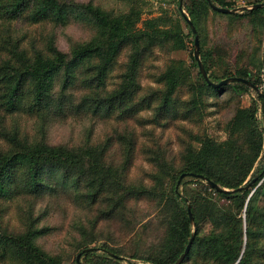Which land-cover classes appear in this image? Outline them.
<instances>
[{
    "label": "trees",
    "instance_id": "1",
    "mask_svg": "<svg viewBox=\"0 0 264 264\" xmlns=\"http://www.w3.org/2000/svg\"><path fill=\"white\" fill-rule=\"evenodd\" d=\"M126 1L128 9L117 13L92 2L0 0V264H64L71 259V254H53L40 244L43 237H57L64 231L62 226L42 225L41 219L34 217L35 209L43 203L53 211L67 204L95 211L96 219L89 227L78 224L72 228L73 255L77 259L85 250L95 248L100 251L83 254L87 264H122L128 256L103 242L96 228L100 220L122 219L135 230L149 218L139 209L142 202L153 205L155 212L159 210L164 239L161 247L128 258L176 264L192 236L186 200L191 204L196 237L182 264H264V127L258 118L259 104L264 108V61L254 58L250 63L255 69L237 65L235 74L226 69L216 76L211 71V54L204 50L200 37L203 24L213 14L230 21H249L256 42L261 43L264 0L248 4H262V8L241 14L220 13L206 0L183 4L196 27L210 80L219 83L242 78L257 90L242 83L213 88L200 71L193 76L184 62L171 59L155 78L160 91L147 94L138 84L146 62L158 52L188 49L195 36L179 9L188 34L179 20L163 15L144 19V1ZM211 3L219 8L238 7L230 0ZM78 21L92 28L93 36L70 41L66 49L60 47L55 33L37 48L29 35L19 31L21 26L49 24L66 28ZM193 66L199 69L195 58ZM228 90L238 95L253 93L257 99L250 107L236 110L224 127L225 140L190 129L175 167L162 163L158 169L151 159L157 170L148 175L149 184L142 180L129 183L135 144H130L121 162L113 154L110 140L78 147L53 145L45 133L44 126L58 119L92 115L98 122H112L135 119L144 111L151 114L139 116L143 124L160 125L170 119L196 123L204 120L209 96L220 97ZM25 117L41 123L40 135H28L21 124ZM183 174L202 176L229 191L248 188L223 193L188 176L182 182L184 196H180L176 186ZM166 198L171 207L166 206ZM12 211L22 214L19 232L3 226L4 217ZM153 222L150 219L147 225ZM138 239L143 244L144 238ZM99 242H103L100 248L92 247Z\"/></svg>",
    "mask_w": 264,
    "mask_h": 264
},
{
    "label": "rangeland",
    "instance_id": "2",
    "mask_svg": "<svg viewBox=\"0 0 264 264\" xmlns=\"http://www.w3.org/2000/svg\"><path fill=\"white\" fill-rule=\"evenodd\" d=\"M75 1L77 3H94L105 10L121 12L128 9L126 0H66ZM144 1L143 18H151L158 16L169 17L172 20H179L184 26L185 33H189L182 22V17L178 14V0H141ZM186 0H184L185 2ZM238 7H246L254 0H230ZM183 2V4H184ZM236 7V8H238ZM189 17V14L184 11ZM201 39L205 42V51H209L212 61V74L221 76L223 71L228 69L235 74L237 65L239 68L248 67L255 69L250 61H264V34L261 36V43H257L254 38L253 26L249 21H230L227 18H217L211 14L206 23L203 24ZM22 35H29L30 40H34L39 47V43L45 40L48 35H56L59 45L62 49H66L70 41H85L93 36V29L83 22H74L66 28H54L46 25L23 27L20 30ZM26 37V36H25ZM194 40L193 37H191ZM189 40L188 49L174 51L170 54L158 52L152 59L145 64L144 73L138 81L143 94L160 91V86L155 82V78L165 68L166 64L172 59L184 62L186 68L196 76L199 69L193 66L194 43ZM259 44V46H258ZM264 79V73H263ZM264 88V87H263ZM257 97L253 93L238 95L232 90H228L220 97L209 96V106L204 120L190 122L182 120H164L160 125L143 124L144 120H139V116H149L150 111H144L138 114L135 119L125 117L118 121L103 122L85 117L76 120L58 119L44 126L47 140L50 144H65L72 147H78L83 144H95L110 140L113 145L112 151L117 159L123 162L124 154L130 148V144H135L134 164L130 171L129 183H137L142 180L145 184H149L150 176L156 172L155 166L150 162L154 159V163H165L168 166L175 167L180 161V155L187 144V136L189 130L195 132H208L214 138L226 139L224 127L226 123L234 116L239 107H250ZM260 103V102H258ZM258 118L264 127V108L261 103L258 107ZM21 124L25 127L30 137H36L42 133L40 122L35 118L21 119ZM174 159H179L177 162ZM158 169L159 166H158ZM166 184L170 179L166 177ZM170 186H168V189ZM185 186L182 185L180 193L184 196ZM166 206L171 207L172 202L165 199ZM174 206V204H173ZM139 209L143 210L149 218L135 230L128 227L127 223L122 219L100 220L96 228L97 235L103 238V242L108 243L110 247L123 251L130 255L140 254L141 251L147 249L161 247L164 239L165 228L161 227V220H158V211L155 212L154 206L142 202ZM160 215V213H159ZM34 217L40 218L42 225L62 226L64 231L58 233L59 236L43 237L40 244L53 254L70 255L71 259L64 261V264H74L76 255H73L72 246L74 238L72 228L75 225L82 224L89 227L91 222L96 219L95 211L75 209L72 204L67 206L58 205V209L46 207V204L35 209ZM22 214L12 211L11 214L4 217L3 226L9 230L20 231L19 222ZM154 220L153 224L147 225L149 220ZM17 228V230H16ZM138 236L144 238L142 241ZM103 242L95 243L92 247L100 248ZM101 253V252H98ZM91 254V253H90ZM123 257L122 264H149L145 262V258L141 260H131ZM82 264H87L85 257L81 259ZM77 264V263H76Z\"/></svg>",
    "mask_w": 264,
    "mask_h": 264
},
{
    "label": "water",
    "instance_id": "3",
    "mask_svg": "<svg viewBox=\"0 0 264 264\" xmlns=\"http://www.w3.org/2000/svg\"><path fill=\"white\" fill-rule=\"evenodd\" d=\"M208 3H210L211 7L220 12V13H223V14H241V13H244L246 11H252V10H256V9H259V8H262L263 5L260 4V5H255V6H246V7H238V8H235V9H228V8H219L217 6H214L212 3H211V0H206ZM183 2L184 0H180V6H179V10L182 12V14L184 15V19L186 21V23L189 25L193 35L195 36V40H194V55H195V61L197 62L198 64V67H199V71L200 73L202 74V76L204 77V79L206 80V82L213 88H220V87H223V86H228V85H231V84H234V83H242V84H245L247 86H249L250 88H252L253 90H257V88L251 83L249 82L248 80H245V79H242V78H229V79H225L219 83H214L210 80L209 76H208V73L206 72L205 70V67H204V64L202 62V58H201V52H200V42H199V36L197 34V30H196V27L194 26L193 22L191 21V19L186 15V13L184 12L183 10ZM188 176L190 177H194V178H198V179H201L203 180L208 187L212 188V189H215L219 192H223V193H236V192H242L244 189H247L248 187H240L239 189L237 190H232V191H229V190H226V189H222L220 188L219 186H217L215 183H213L212 181H210L209 179L207 178H204L202 176H196V175H188V174H183L179 180H178V183H177V186H176V192L177 194H179L180 196H182V194L180 193V188L182 186V182L184 179H186ZM187 201V208H188V215H189V218H190V223H191V226H192V236H191V239H190V242L186 248V251L185 253L179 258V260L176 262V264H182L185 260V258L187 257V255L189 254L190 250H191V247L193 245V242L195 240V237H196V223H195V220H194V217H193V214H192V209H191V204L189 203L188 200ZM96 251H100L99 249H95V248H91V249H87L85 250L83 253L79 254L77 259H76V262L77 264H82L81 263V259L83 257V254H88V253H94ZM116 259H121L119 257H114Z\"/></svg>",
    "mask_w": 264,
    "mask_h": 264
}]
</instances>
